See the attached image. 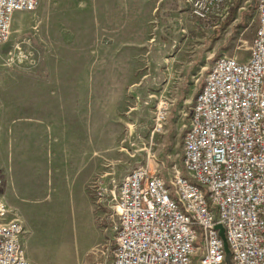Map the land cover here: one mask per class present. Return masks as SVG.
<instances>
[{
	"label": "rangeland",
	"instance_id": "1",
	"mask_svg": "<svg viewBox=\"0 0 264 264\" xmlns=\"http://www.w3.org/2000/svg\"><path fill=\"white\" fill-rule=\"evenodd\" d=\"M236 9L204 21L180 0H39L14 15L0 45V175L32 262L113 263L96 180L182 166L184 111L207 68L248 57L257 17L252 2ZM165 97L168 129L153 133Z\"/></svg>",
	"mask_w": 264,
	"mask_h": 264
},
{
	"label": "built area",
	"instance_id": "2",
	"mask_svg": "<svg viewBox=\"0 0 264 264\" xmlns=\"http://www.w3.org/2000/svg\"><path fill=\"white\" fill-rule=\"evenodd\" d=\"M199 20H226L237 0H180ZM245 61L220 56L194 95L182 166L162 175L140 164L96 180V204L113 233L112 264H264V0ZM39 0H0V45L17 12ZM175 99L156 106L153 133L168 128ZM11 216L0 175V264H36Z\"/></svg>",
	"mask_w": 264,
	"mask_h": 264
},
{
	"label": "crops",
	"instance_id": "3",
	"mask_svg": "<svg viewBox=\"0 0 264 264\" xmlns=\"http://www.w3.org/2000/svg\"><path fill=\"white\" fill-rule=\"evenodd\" d=\"M161 1H163V0H161ZM246 0H240V4H242V2H245ZM187 7V6H186ZM237 8V9H236ZM188 9V8H187ZM236 9V11H238V0H237V2H236V6L232 9V12L234 11ZM248 58V57H247ZM247 58H245V59H243V60H247ZM180 79L178 80V81H185V78H183V77H179ZM179 83H181V82H176V84H178L179 85ZM169 84H170V79L168 80L167 79V81H166V83H165V85L163 86V90L165 89H167L168 87H169ZM167 91V90H166ZM164 93H166V92H164ZM169 93V92H168ZM167 93V94H168ZM167 94H164L165 96L167 95ZM167 96H169V95H167ZM190 107L191 106H189V109L188 110H185L184 111V108H183V111H184V113L186 114V115H188L187 114V112H189V110H190Z\"/></svg>",
	"mask_w": 264,
	"mask_h": 264
}]
</instances>
